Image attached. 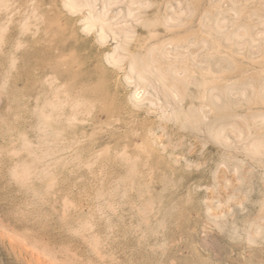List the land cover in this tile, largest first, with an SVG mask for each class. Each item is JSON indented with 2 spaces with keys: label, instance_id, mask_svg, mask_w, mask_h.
Instances as JSON below:
<instances>
[{
  "label": "rangeland",
  "instance_id": "374dc122",
  "mask_svg": "<svg viewBox=\"0 0 264 264\" xmlns=\"http://www.w3.org/2000/svg\"><path fill=\"white\" fill-rule=\"evenodd\" d=\"M7 2L8 8L0 11V264H86L87 261L89 264H264V223L262 222L264 221L262 219L264 218V159L251 158L242 147L240 148L241 144L222 150V147L210 141V135L209 142L206 143L209 130L219 122L217 118L224 114L222 110H217L219 105L221 106L219 109L223 107L230 109L234 115L240 114L239 116L243 118L245 115L246 118H250L264 114V96L260 97L264 95V36L261 34L264 32V5H262L264 0L232 2L231 0L229 2L228 0H178L177 2L147 0L148 4L144 7L147 11L144 8L141 12L135 11L138 18H135L136 24L135 21L132 22L134 23L132 27H135L136 33L132 29L135 33L133 35L136 36H132L134 37L132 41L128 40L127 48L129 45L130 49L136 50L138 47L139 50L144 40L146 42L151 40L152 44L148 41V44L146 43L148 48L145 46L144 52L154 46L152 55L157 56L163 47L165 49L167 47L169 52H166L170 61L174 59L172 56L179 57L185 54L189 56L191 53L195 57L191 55L189 57L195 61L196 67H199V70H196L198 68H194L195 64L192 63L193 66L191 64L194 72L191 77L195 80H189L190 84L185 93L188 96L187 93L192 91L190 92L192 94L189 93L188 97L185 95L179 105L173 106L175 108H167L169 112L167 114L170 115L168 120L162 119L156 108H153L154 114L151 115L152 108L147 103L149 108L146 109L147 112L151 110L150 113L145 112L146 104L138 110L132 107L133 103L127 97L133 87L125 85L123 71L109 69L111 66L105 61V54L113 50L118 42L121 43V38L114 39L113 43V39L111 40L113 37H110L108 43L102 47L95 41L98 30L85 35L79 29L78 19L81 16L69 15L63 9L61 0H7ZM190 7L192 10L189 9ZM172 10L180 15L178 21L169 23L167 19L168 17L171 19ZM230 10L235 14L234 16ZM181 11L184 13L181 14ZM252 14L254 17L251 16ZM161 16L164 17L160 18ZM153 18L161 19L162 22L166 20L167 22L164 23L166 25L157 23L155 26L145 27V20L154 21ZM23 21L26 27L23 26ZM29 22L30 24H27ZM138 22L140 25L137 24ZM143 25L146 29L142 27ZM223 26H226V29L222 28ZM254 32L258 35L255 36ZM156 35L158 36L155 37ZM234 36H237L236 39ZM152 37L156 38L157 42ZM259 37H262L261 40ZM243 40L246 42H242ZM237 43L243 44L240 46ZM172 46H175V49ZM194 47L201 52L197 53L199 50ZM177 48L178 52H176ZM154 50H157L156 53ZM213 56L218 57L219 60ZM200 58L202 59L198 60ZM207 59H210L208 64ZM211 61L215 63L212 64ZM163 66H166V63L161 65L162 70L166 69L167 66L165 68ZM201 67L206 69L202 70ZM198 77L208 78L209 89L216 87L213 91L211 89V94L209 90L205 97L207 108L212 112L208 113L205 124L195 121L193 122L195 127H192L191 122L183 129L172 117V110L196 109L200 106L203 98L198 99L202 90L195 84ZM55 84L59 86L53 88ZM142 88L143 85L138 89L140 94L143 93ZM217 89H221V92ZM233 89L244 90L247 97L238 96L237 91L234 92L236 94L234 96ZM215 93L220 95L221 99ZM220 101L222 104H218ZM126 104L128 107L125 106ZM234 117L235 121L238 119L236 122L240 126H245L243 118ZM160 123L165 127H161ZM203 125H206V128ZM43 130L46 131L42 132ZM48 131L51 135L55 133L54 136H49ZM41 133L45 136H38L42 135ZM152 135L157 142L159 141L162 155L149 149L147 137ZM42 137L45 139L43 140ZM42 144L48 145L42 146ZM66 146H69V149ZM46 148L51 153L54 150L53 155L51 154L53 158L49 157L50 153L46 154ZM62 148L65 151L68 149L67 152ZM72 150H75L74 153ZM57 151L59 154L61 151L62 157L56 158L59 155ZM68 151L72 153L70 156ZM63 152L65 155L62 154ZM38 153L43 155L44 160L51 159V162L44 163L42 155L40 154L39 158ZM54 158L56 161H52ZM67 158L71 159L69 163L66 161ZM186 161L197 165L196 170L195 166L188 168ZM84 163L89 165L86 164V167ZM24 164L30 166V171L22 183L13 175L12 170L22 169ZM46 165H50L47 166L48 169H45ZM234 167L237 168L235 172L232 170ZM126 176L129 180L125 178ZM238 177L243 179L239 181ZM235 219L236 227L240 225L236 233L244 232L242 237L240 233L238 237L236 233L228 230L231 227L226 223L230 226L235 225L231 222ZM259 225L260 230L257 234L255 229ZM252 232L254 236L249 235Z\"/></svg>",
  "mask_w": 264,
  "mask_h": 264
},
{
  "label": "bare ground",
  "instance_id": "6f19581e",
  "mask_svg": "<svg viewBox=\"0 0 264 264\" xmlns=\"http://www.w3.org/2000/svg\"><path fill=\"white\" fill-rule=\"evenodd\" d=\"M151 1V0H150ZM163 1V0H162ZM178 0H176V2H177ZM180 1V0H179ZM186 1V0H185ZM188 1V0H187ZM193 1V0H192ZM202 1V0H201ZM213 1V0H212ZM230 0H228V2H229ZM232 1H234V0H231V2ZM238 1V0H237ZM32 2V1H31ZM215 2V1H214ZM220 2V1H219ZM225 2V1H224ZM244 2V1H243ZM246 2V1H245ZM259 2V1H258ZM61 5L63 6V9L69 14V15H71V16H76V15H80L81 17L78 19V21H79V23H80V27H79V29H81V31L83 32V33H85V35H90V34H92L93 32H95V30L97 29L98 30V33L96 34L97 36H95L96 38H97V40H95V41H97L98 43H99V45H101L102 47H104V45L106 44V43H108L107 41H109V38L110 37H113V38H111V40L113 39V43H114V39H120L121 38V40H122V42L120 43V42H118L117 43V46L115 45V48H113V50L111 49L110 51H108L106 54H105V61L107 62V64H108V66L110 65L111 67L109 68V69H111V68H113V69H116V70H121V71H123V78H124V82H125V85H127L128 87H133V89L129 92L130 94L128 95V97L127 98H129V101H131L132 103V107H134L135 109L137 108V110L138 109H141V107L144 105V104H148V106L149 107H151L150 109L152 110V112H151V110H149L148 112H147V109L146 108H149V107H147V104H146V107H145V112H147V113H150L151 115L152 114H154L153 113V108H156L158 111V114L160 115V117L162 118V119H167V118H169V116L170 115H168L169 114V112L167 111V108L169 107V108H175V107H173V106H175V105H179V103L180 102H182L183 100H184V98H185V95H186V90L188 89V87H189V80L190 79H192V73H194V72H192V68L193 67H191V64L192 63H194L195 61L191 58V57H189L190 55H191V53H190V55H189V53H188V55L189 56H186V54H185V56H177V57H173L172 56V59L173 60H169L170 58H168V53L167 52H169V51H167V47H166V49H165V47H163V50L161 51V53L160 54H158L157 56H153L152 55V50L155 48L154 46L153 47H149V49H147L146 50V52H144L143 50H144V47L146 46V43L149 41H143L144 42V44L140 47L139 46V50H137L138 49V47H137V51L136 50H132V49H130L129 48V45H128V48H127V43H129V41L131 40H133V38L136 36H134L133 35V33H134V31H133V29L135 30V27L133 28L132 26H134L133 24H132V22H134L135 20H137V19H135L137 16V12H136V15H135V11L136 10H139L140 12H141V10L144 8V7H146V4H148L147 3V0H61ZM180 3V2H179ZM187 3V2H186ZM186 3H184V4H186ZM216 3V2H215ZM235 3H237V2H235ZM240 3V2H239ZM239 3H237V4H239ZM251 3V2H250ZM261 3H262V1H261ZM261 3H260V5H261ZM167 4V3H166ZM168 4H169V2H168ZM178 4V3H177ZM176 4V5H177ZM183 4V5H184ZM195 4V3H194ZM205 4V6H206V3H204L203 2V5ZM225 4V3H224ZM227 4V3H226ZM242 4V3H241ZM246 4V3H245ZM152 4L150 3V6H151ZM153 5H154V2H153ZM152 5V6H153ZM170 5V4H169ZM168 5V6H169ZM200 5V4H199ZM210 5V4H209ZM211 5H212V3H211ZM220 5V4H219ZM244 5V4H243ZM260 5H258V6H260ZM262 5H264V3L262 4ZM31 6V5H30ZM61 6V7H62ZM149 6V5H148ZM151 6V7H152ZM161 6V5H160ZM167 6V5H166ZM171 6V5H170ZM169 6V7H170ZM218 6V5H217ZM229 6V5H228ZM240 6H242V5H240ZM158 7V6H157ZM162 7H164V4H163V6ZM212 7V6H211ZM232 7V6H231ZM239 7V6H238ZM245 7V6H244ZM247 7V6H246ZM254 7V6H253ZM261 7H263V6H261ZM5 8H8V2H7V0H0V11L1 10H3V9H5ZM160 8V7H159ZM171 8V7H170ZM177 8H179V7H177ZM184 8V7H183ZM202 7H200V9H201ZM204 8V7H203ZM210 8V7H209ZM223 8V7H222ZM236 8V7H235ZM235 8H233L234 10H235ZM243 8V7H242ZM241 8V9H242ZM248 8V7H247ZM264 8V7H263ZM262 8V9H263ZM33 9V8H32ZM31 9V10H32ZM146 8H144V10H145ZM147 9H149V7L147 8ZM163 10L165 9V8H162ZM180 9V8H179ZM187 9V8H186ZM189 9H191V7L189 8ZM197 9V8H196ZM225 9V8H224ZM230 9V8H229ZM232 9V10H233ZM249 9V8H248ZM262 9H261V11H262ZM157 10V9H156ZM155 10V11H156ZM166 10V9H165ZM182 10V9H181ZM188 10V9H187ZM192 10V9H191ZM210 10V9H209ZM212 10V9H211ZM216 10V9H215ZM214 10V11H215ZM217 10H219V9H217ZM234 10H233V12H234ZM264 10V9H263ZM143 11V10H142ZM145 11H147V10H145ZM154 11V12H155ZM167 11V10H166ZM171 10L169 9V11L168 12H170ZM193 11H195L194 9H193ZM199 11V10H198ZM213 11V12H214ZM220 11V10H219ZM222 11V10H221ZM248 11V10H247ZM251 11V10H250ZM253 11H254V9H253ZM35 12V11H34ZM153 12V13H154ZM172 12H173V10H172ZM175 12V11H174ZM172 13L171 15H172V17H171V19L168 17V19L167 20H169L168 22L170 23V21H172V22H176V20H177V18L179 17V15L180 14H178V13ZM178 12V11H177ZM182 12V13H181ZM181 12H179V13H181V14H183L184 13V11H181ZM188 13H189V10L187 11ZM191 12V11H190ZM208 12H211V11H208ZM230 12H232L231 10H230ZM230 12H229V14H230ZM233 12H232V14H233ZM236 12V11H235ZM240 12V11H239ZM244 12H246V11H244ZM249 12V11H248ZM252 12V11H251ZM264 12V11H263ZM143 13V12H142ZM141 13V14H142ZM145 13V12H144ZM161 13H163V12H161ZM165 13V12H164ZM205 13V12H204ZM219 13H222V12H219ZM247 13V12H246ZM252 13H254V12H252ZM257 13V12H256ZM256 13L254 14V15H256ZM31 14V13H30ZM29 14V15H30ZM35 14H36V12H35ZM81 14H83V15H81ZM147 14V13H146ZM157 14H159V13H157ZM157 14H155V15H157ZM190 14H192V13H190ZM214 14V13H213ZM225 14V13H224ZM239 14V13H238ZM238 14H236V16L238 15ZM260 14V13H259ZM262 14V13H261ZM149 15V14H148ZM164 15V14H163ZM202 14L200 13V16H201ZM204 16H205V14H203ZM210 15V14H209ZM235 14H233V16H234ZM135 16V17H134ZM145 16H147V15H145ZM145 16H143V17H145ZM159 16H160V14H159ZM167 16H169V15H167ZM196 16H198V14L196 15ZM244 16V15H243ZM247 16V15H246ZM245 16V17H246ZM251 16H253V14L251 15ZM263 16H264V14H263ZM262 16V17H263ZM78 17V16H77ZM140 17V16H139ZM162 17H164V16H161L160 18H162ZM184 17H185V15H184ZM187 17V16H186ZM189 17H190V15H189ZM203 17V16H202ZM201 17V18H202ZM209 17V16H208ZM231 17V16H230ZM254 17V16H253ZM252 17V18H253ZM259 16H257V18H258ZM29 18V17H28ZM28 18H25V20H27ZM138 18V17H137ZM141 18V17H140ZM139 18V19H140ZM147 18V17H146ZM149 18H150V16H149ZM148 18V19H149ZM212 18V17H211ZM210 18V19H211ZM222 18V17H221ZM260 18V17H259ZM264 18V17H263ZM76 19V18H75ZM138 19V20H139ZM143 19V18H142ZM141 19V20H142ZM153 19H155V18H153ZM183 19V18H182ZM197 19V18H196ZM207 19V18H206ZM227 19V18H226ZM226 19H224V20H226ZM240 19H242V18H240ZM145 20V19H144ZM161 19H158V18H156L154 21H152V20H145V22L144 21H142V22H144V25H145V27L146 26H155L157 23L159 24V23H161V24H163V25H166V24H164V23H166L167 21L165 20H163L164 22H162V21H160ZM198 20V19H197ZM199 20H201L200 19V17H199ZM203 20V19H202ZM214 20V19H213ZM258 20V19H257ZM77 21V20H76ZM77 21V22H78ZM178 21V20H177ZM204 21H205V17H204ZM204 21H202V22H204ZM207 21V20H206ZM210 21V20H209ZM208 21V22H209ZM219 21H220V19H219ZM228 22V21H227ZM230 22V21H229ZM234 22V21H233ZM252 22V21H251ZM259 22V21H258ZM260 22H262V21H260ZM169 23H168V25H169ZM180 23H182V22H180ZM214 23V22H213ZM218 24H219V22H217ZM236 23V22H235ZM242 23V22H241ZM246 23V22H245ZM27 24H30V22L29 23H27ZM135 24H136V21H135ZM137 24H139V22L137 23ZM160 24V25H161ZM187 24V23H186ZM185 24V25H186ZM232 24V23H231ZM230 24V25H231ZM234 24V23H233ZM237 24V23H236ZM140 25V24H139ZM142 25V24H141ZM144 25L142 26V27H144ZM170 25H172V24H170ZM194 25H196L195 23H194ZM201 25H202V23H201ZM204 25H206V23L204 24ZM215 26H216V23L214 24ZM223 25H225V24H223ZM248 25V24H247ZM23 26H25V21H23ZM138 26V25H137ZM183 26V25H182ZM208 26V25H207ZM210 26V25H209ZM208 26V27H209ZM214 26V27H215ZM26 27V26H25ZM144 27V28H145ZM162 27V26H161ZM166 27V26H165ZM173 27V26H172ZM202 27V26H201ZM205 27V26H204ZM213 27V26H212ZM211 27V28H212ZM221 27V26H220ZM225 27V29H226V26H223L222 28H224ZM234 27V26H233ZM236 27V26H235ZM260 27V26H259ZM263 27V26H262ZM133 28V29H132ZM147 28H149V27H147ZM158 28V27H157ZM168 28V27H167ZM175 28H176V26H175ZM190 28V27H189ZM188 28V29H189ZM248 28H249V26H248ZM78 29V30H79ZM146 29V28H145ZM151 29V28H150ZM152 29H153V27H152ZM174 29V28H173ZM172 29V30H173ZM184 29V28H183ZM216 29V28H215ZM237 29V28H236ZM254 28H252V30H253ZM149 30V29H148ZM153 30H155V29H153ZM172 30H170V31H172ZM190 30V29H189ZM207 30V29H206ZM216 30H218V29H216ZM222 30V29H221ZM235 30V29H234ZM241 30V29H240ZM150 31V30H149ZM164 31H165V28H164ZM169 31V32H170ZM174 31V30H173ZM177 31H180V30H177ZM182 31V30H181ZM201 31V30H200ZM231 31V30H230ZM257 31H259V29L257 30ZM154 32V31H153ZM165 32H167V31H165ZM168 32V33H169ZM217 33L219 32V31H216ZM221 32H223V31H221ZM225 32V31H224ZM247 32V31H246ZM262 32V31H261ZM260 32V33H261ZM80 33V32H79ZM135 33H136V30H135ZM134 33V34H135ZM150 33V32H149ZM164 33V32H163ZM168 33H166V34H168ZM174 33V32H173ZM184 33V32H183ZM234 34H235V32H233ZM238 34H239V32H237ZM250 33V32H249ZM255 33V32H254ZM259 33V32H258ZM77 34V33H76ZM155 34V33H154ZM157 34V33H156ZM172 34V33H171ZM224 34V33H223ZM229 34V33H228ZM241 34V33H240ZM239 34V35H240ZM256 34V33H255ZM263 36H264V32L263 33H261ZM78 35V34H77ZM162 35V34H161ZM170 35V34H169ZM169 35L167 36V37H169ZM213 35V34H212ZM220 35V34H219ZM233 35V34H232ZM237 35V34H236ZM246 35H247V33H246ZM258 34H256L255 36H257ZM261 35V36H262ZM94 36V35H93ZM132 36H134V37H132ZM158 35H156L155 37H157ZM163 36V35H162ZM179 36H181V34L179 35ZM178 36V37H179ZM191 36V35H190ZM193 36H196V35H193ZM192 36V37H193ZM215 36V35H214ZM224 36V35H223ZM228 36V35H227ZM238 36V35H237ZM236 36V37H237ZM260 36V35H259ZM131 37H132V39H131ZM148 37H149V35H148ZM159 37H161V36H159ZM163 37H165V36H163ZM171 37V36H170ZM183 37H185V36H183ZM188 37V36H187ZM197 37V36H196ZM203 37V36H202ZM222 37V36H221ZM220 37V38H221ZM226 37V36H225ZM224 37V38H225ZM232 37V36H231ZM235 37V36H234ZM233 37V38H234ZM236 37L234 38V39H236ZM245 38H246V36H244ZM248 37H250V36H248ZM81 38V37H80ZM130 38V39H129ZM153 38V37H152ZM172 38V37H171ZM195 38V37H194ZM208 38V37H207ZM228 38V37H227ZM238 39H239V36L237 37ZM254 38H256V37H254ZM260 38V37H259ZM262 38V37H261ZM261 38H260V40H261ZM156 42H157V40H156V38H153ZM165 39V38H164ZM167 39V38H166ZM174 39H175V37H174ZM196 39V38H195ZM205 39H206V37H205ZM217 39H218V37H217ZM229 39H231V38H229ZM129 40V41H128ZM170 40V39H169ZM223 40H225V39H223ZM231 40H233V39H231ZM253 40V39H252ZM255 41H260V40H256V39H254ZM120 41V40H119ZM151 41V40H150ZM150 41L148 42V43H150ZM164 41V40H163ZM181 41H183L182 39H181ZM262 41H263V39H262ZM154 42V41H153ZM159 43H161L160 41H158ZM183 42H185V41H183ZM192 42H193V40H192ZM225 42V41H224ZM230 42H232V41H230ZM242 42H246V40H243ZM96 43V42H95ZM132 43V42H131ZM147 43V44H148ZM188 43V42H187ZM190 43H191V41H190ZM190 43H188V44H190ZM220 43V42H219ZM229 43V42H228ZM112 44V43H111ZM150 44H152V43H150ZM168 44L170 45V43H169V41H168ZM181 44H183V43H181ZM232 44V43H231ZM238 45H240V44H243V43H237ZM251 44V43H250ZM154 45V44H153ZM164 45H166V43L164 44ZM175 45V44H174ZM180 45V44H179ZM255 45V44H254ZM260 45V44H259ZM98 46V45H97ZM130 46H131V44H130ZM150 46V45H149ZM156 46V45H155ZM168 46V45H167ZM176 46V45H175ZM175 46H172V48H174L175 49ZM189 46V45H188ZM191 46V45H190ZM241 46V45H240ZM244 46V45H243ZM107 47V46H106ZM112 47H114V46H112ZM147 47V46H146ZM186 47V46H185ZM216 47V46H215ZM234 47V46H233ZM232 47V48H233ZM239 47V46H238ZM250 47V46H249ZM253 47V46H252ZM252 47H250V48H252ZM255 47H256V45H255ZM258 47V46H257ZM100 48V47H99ZM99 48H96V50L97 49H99ZM136 48V47H135ZM148 48V47H147ZM169 48V47H168ZM171 48V47H170ZM180 48V47H179ZM195 49H196V47H194ZM200 48V47H199ZM228 48V47H227ZM235 48H237L236 46H235ZM234 48V49H235ZM108 49V48H107ZM157 49V48H156ZM200 49H204V48H200ZM234 49H233V51H234ZM245 49V48H244ZM256 49H258V48H256ZM104 50H106V48L104 49ZM169 50H171V49H169ZM197 51L199 50V49H196ZM219 50H221V49H219ZM250 50V49H249ZM155 51V53H156V51L157 50H154ZM167 51V52H166ZM173 51V49L171 50V52ZM176 51V50H175ZM179 50H178V48H177V51L176 52H178ZM182 51H183V49H182ZM196 51V52H197ZM218 51V50H217ZM259 51V50H258ZM257 51V52H258ZM97 52V51H96ZM194 52V51H193ZM192 52V53H193ZM195 52V53H196ZM201 51L199 50V52H197V53H200ZM203 52V51H202ZM240 52H241V50H240ZM101 53V52H100ZM174 53V52H173ZM173 53H170V54H173ZM179 53H181L182 54V52H179ZM179 53L177 54V55H179ZM216 53V52H215ZM154 54V53H153ZM168 54V55H167ZM209 54V53H208ZM210 54H212V53H210ZM217 54V53H216ZM99 55V54H98ZM173 55H175V54H173ZM197 55V54H196ZM199 55V54H198ZM205 55H207V54H205ZM252 55V54H251ZM258 55V54H257ZM192 57H193V54L191 55ZM208 56H210V55H208ZM221 56V55H220ZM229 56H231V55H229ZM254 56V55H253ZM259 56V55H258ZM195 57V56H194ZM193 57V58H194ZM197 57V56H196ZM214 58H216L215 56H213ZM212 57V58H213ZM225 57H226V55H225ZM249 57H251V56H249ZM98 58V57H97ZM209 58H211V56L209 57ZM221 58V57H220ZM253 58V57H252ZM202 58H200V59H198V60H201ZM206 59V58H205ZM204 59V60H205ZM216 59H218V57L216 58ZM215 59V60H216ZM193 60V61H192ZM208 60V59H207ZM210 60V59H209ZM207 61V64H208V62H210V61ZM212 60V59H211ZM214 60V59H213ZM219 60V59H218ZM222 60V59H221ZM231 60V59H230ZM100 61V60H99ZM225 61V60H224ZM97 62V61H96ZM212 62V61H211ZM214 62V61H213ZM213 62H212V64H213ZM166 63V66H163L164 68L166 67V69H163L162 70V67H161V65H164ZM196 63H197V61H196ZM215 63V62H214ZM106 64V63H105ZM195 64V63H194ZM194 64H192V66L194 65ZM198 64V63H197ZM202 64H203V62H202ZM206 64V65H207ZM231 64H232V62H231ZM198 65H201V64H198ZM211 65V64H210ZM228 65V64H227ZM107 66V65H106ZM197 65L195 64V67L194 68H198V69H196V70H199V67H196ZM205 66V65H204ZM203 66V67H204ZM216 66V65H215ZM95 67H96V65H95ZM100 68H101V66H99ZM97 68V67H96ZM104 68V67H103ZM202 68V67H201ZM204 69H206V68H202V70H204ZM213 69V68H212ZM217 69V68H216ZM249 69V68H248ZM97 70V69H96ZM95 70V71H96ZM194 70V69H193ZM201 70V71H202ZM247 70V69H246ZM201 71H199V72H201ZM248 71V70H247ZM197 72V71H196ZM199 72L197 73V74H199ZM207 72V71H206ZM241 72V71H240ZM250 72V71H249ZM203 74H204V71L202 72ZM212 73V72H211ZM220 73V72H219ZM225 73V72H224ZM246 73V72H245ZM203 74H201L202 76H203ZM244 74V73H243ZM259 74V73H258ZM205 75V74H204ZM227 75V74H226ZM236 75V74H235ZM68 76V75H67ZM209 76V75H208ZM214 76V75H213ZM194 77V76H193ZM204 77V76H203ZM211 77V76H210ZM217 77V76H216ZM229 77V76H228ZM228 77H226V78H228ZM230 77H232V76H230ZM236 77V76H235ZM115 78V77H114ZM122 78V79H123ZM205 78V77H204ZM204 78H199L198 77V79H196V85H197V87H199V88H202V90L199 92L200 93V96L198 97V99L199 100H201L202 98V100L200 101L201 103H200V106L198 107V108H193V109H191V108H189V109H184V108H182V110L181 109H177V110H175V109H173L172 110V117H174V119L176 120V123H178L179 124V126L181 127V128H185V127H187V124L188 123H191L192 125H193V122H195V121H201V122H205L206 120H207V117H208V113L210 112V108H207V101H205V97H206V93H208V91L210 90V93L209 94H211V89H209V87H208V85L210 84L209 83V81H207V77H206V79H204ZM234 78V77H233ZM262 78V77H261ZM116 79H118V77L116 78ZM210 79V78H209ZM217 79H218V77H217ZM120 80V79H119ZM192 80H195V78L194 79H192ZM233 80V79H232ZM191 81V80H190ZM223 81V80H222ZM251 81V80H250ZM230 82V81H229ZM112 83H114V81L112 80ZM253 83V82H252ZM255 83V82H254ZM253 83V84H254ZM261 83V82H260ZM50 84V83H49ZM67 84V83H66ZM116 84H117V82H116ZM115 84V85H116ZM124 84V83H123ZM192 84H194V83H192ZM230 84V83H229ZM52 86H53V84H51ZM115 85H113V87L115 86ZM124 85V86H125ZM142 85H143V90L141 91V92H143L142 94H143V96H142V94H140L139 92H138V89H139V87H142ZM228 85V84H227ZM256 85H262L263 86V84H256ZM57 86H59L58 84H55L54 85V87L53 88H55V87H57ZM191 86H193V85H191ZM195 86V85H194ZM211 86V85H210ZM224 86H226V85H224ZM223 86V87H224ZM68 87V86H67ZM115 87H117V86H115ZM126 87V86H125ZM232 87H233V85H232ZM241 87V86H240ZM243 87H244V85H243ZM194 88V87H193ZM214 88H216V87H213V89ZM230 88V87H229ZM234 88V87H233ZM237 88V87H236ZM245 88V87H244ZM126 89V88H125ZM196 89H198V88H196ZM213 89H212V91H213ZM224 89H225V87H224ZM247 89V88H246ZM249 89V88H248ZM48 90V89H47ZM72 90V89H71ZM75 90H77V89H75ZM74 90V91H75ZM84 90V89H83ZM122 90H124V87H123V89ZM140 90H141V88H140ZM219 89H217V91H218ZM225 90H227V89H225ZM239 90V89H238ZM262 90V89H261ZM73 91V92H74ZM216 91V92H217ZM220 92H221V89L219 90ZM218 91V92H219ZM230 90H228V92H229ZM233 91V93L235 92V91H237V89L236 90H232ZM252 91H253V89L251 90V93H252ZM70 92V91H69ZM72 92V93H73ZM78 92H80V91H78ZM83 92V91H82ZM115 92V91H114ZM190 92H192V91H189V93ZM217 92V93H218ZM225 92V91H224ZM224 92H222V93H224ZM120 93H122V92H120ZM189 93H187L188 94V96H189ZM196 93V92H195ZM194 93V94H195ZM262 93V92H261ZM70 94V93H69ZM74 94H75V92H74ZM116 94V93H115ZM123 94V93H122ZM190 94H192V93H190ZM216 94V93H215ZM230 94V93H229ZM236 94L239 96H241L242 98H245V97H247V96H245V91L244 90H240V91H237L236 92ZM235 93H234V96L236 95ZM73 95V94H72ZM120 95V94H119ZM139 95H141L140 96V98L138 97ZM217 95V94H216ZM247 95V94H246ZM258 95H260V94H258ZM75 96V95H74ZM74 96H72V97H74ZM77 96H78V94H77ZM118 96V95H117ZM187 96V95H186ZM187 96V97H188ZM192 96V95H191ZM190 96V97H191ZM196 96V95H195ZM217 96H219L220 97V99H221V96L220 95H217ZM228 96V95H227ZM230 96V95H229ZM233 96V97H234ZM261 96H264V95H260V97ZM122 97V96H121ZM189 97V98H190ZM196 97V98H197ZM224 97V96H223ZM223 97H222V100H224L223 99ZM237 97V96H236ZM43 98V97H42ZM75 98V97H74ZM212 97H210V99H211ZM217 97H215V99H216ZM230 98V97H229ZM83 99H85L84 98V96H83ZM120 99V98H119ZM193 99H194V97H193ZM207 100L209 99L208 97L206 98ZM227 99H228V97H227ZM236 99V98H235ZM40 100V99H39ZM55 100V99H54ZM78 100V99H77ZM81 100V99H80ZM128 100V99H127ZM186 100V99H185ZM199 100H198V102H199ZM212 100V99H211ZM217 101H219V99H216ZM239 100V99H238ZM251 100V99H250ZM64 101V100H63ZM66 101H68V100H66ZM82 101H84V100H82ZM98 101V100H97ZM96 101V102H97ZM118 102H119V100H117ZM121 101V100H120ZM186 101H188V99L186 100ZM194 101V100H193ZM213 101V100H212ZM227 101V100H226ZM225 101V102H226ZM245 101V100H244ZM55 102H56V100H55ZM69 102V101H68ZM128 102V101H127ZM185 102V101H184ZM194 102H196V101H194ZM206 102V103H205ZM209 102H210V100H209ZM214 102H216L215 100H214ZM222 101H220V103H218V104H222L221 103ZM232 102V101H231ZM74 103V102H73ZM120 103V102H119ZM129 103V102H128ZM186 103V102H185ZM185 103H181L182 105L183 104H185ZM197 103V102H196ZM246 103H248V102H246ZM47 104H48V102H47ZM198 104V103H197ZM212 104V103H211ZM226 104H229V103H226ZM237 104H239V102H237ZM120 105H122V103L120 104ZM187 105V104H186ZM189 105V104H188ZM191 105V104H190ZM189 105V106H190ZM195 105V104H194ZM216 105V104H215ZM214 105V106H215ZM232 105H234V104H232ZM251 105V104H250ZM260 105V104H259ZM47 106V105H46ZM125 106H127V104L125 105ZM181 106V105H180ZM208 106L210 107V105L208 104ZM220 106V105H219ZM219 106H218V109L217 110H222L223 112H224V114L220 117L219 116V119L217 118V120L219 121L218 123H217V121H215L217 124L216 125H213L214 127H213V129H210L209 130V134H208V131H207V134H208V137H206V139H207V141H206V143L207 142H209V140H208V138H209V135H210V141H213L214 143L213 144H216L217 146H220V147H222L221 149L222 150H224V149H226V148H229L230 146H236V145H238V144H241V146H240V148L242 147V149L244 150V152L246 151V154L248 155V156H250L251 158H253V159H255V160H257V159H264V114H260V115H258V117L257 116H254V117H250V118H246L245 116H244V118L243 117H241V116H239V115H237L238 116V118H243V121H244V127H242V126H240L236 121L238 120L236 117V115H234L233 114V112L232 111H230V109H226V108H221V109H219ZM240 106V105H239ZM128 107V106H127ZM127 107H125V108H127ZM182 107V106H181ZM186 107V106H185ZM221 107V106H220ZM228 107V106H227ZM235 107H236V102H235ZM241 107V106H240ZM124 108V107H123ZM143 108V107H142ZM257 108V107H256ZM51 109V108H50ZM60 109V108H59ZM155 109V110H156ZM184 109V110H183ZM245 109V108H244ZM263 109H264V107H263ZM262 109V110H263ZM143 110V109H142ZM142 110H140V111H142ZM212 110V109H211ZM232 110V109H231ZM242 110V109H241ZM144 111V110H143ZM170 111V110H169ZM167 112H168V114H167ZM212 112V111H211ZM210 112V113H211ZM213 112H215L214 111V108H213ZM221 112V111H220ZM263 112V111H262ZM209 113V114H210ZM171 114V113H170ZM215 114V113H214ZM213 114V115H214ZM251 114V113H250ZM254 114V113H253ZM259 114V113H258ZM168 115V116H167ZM236 116V117H234V116ZM157 117H158V115H156ZM215 116H216V114H215ZM160 117H158V118H160ZM210 117H212V116H210ZM210 117H209V119H210ZM214 117V116H213ZM216 117H218V116H216ZM233 117L235 118V119H237L236 121L233 119ZM161 119V120H162ZM240 119V120H241ZM160 120V119H159ZM168 120V119H167ZM171 120V119H170ZM169 120V121H170ZM164 121V120H163ZM212 121V120H211ZM167 123H169L168 121H166ZM171 122H172V120H171ZM200 122V123H201ZM208 122H209V120H208ZM213 122H214V118H213ZM239 122H241V121H239ZM162 123H165V122H162ZM173 123V122H172ZM197 123V122H196ZM200 123H198V124H200ZM203 123H201V124H203ZM207 123V122H206ZM195 124V123H194ZM205 124V123H204ZM210 125H212V124H210ZM160 126L161 127H163V124L161 125V123H160ZM204 126V125H203ZM208 126H209V123H208ZM165 127V126H164ZM163 127V128H164ZM189 127V126H188ZM192 127H195L194 125L192 126ZM197 127V126H196ZM205 128H206V125L204 126ZM211 127V126H210ZM205 128H204V130H205ZM159 129H160V127H159ZM196 129V128H195ZM194 129V130H195ZM202 130H203V127L201 128ZM200 129V130H201ZM208 129V128H207ZM158 130V129H157ZM164 130V129H163ZM163 130H161V131H163ZM187 130H189V129H187ZM191 130V129H190ZM189 130V131H190ZM193 130V129H192ZM191 130V131H192ZM201 130V131H202ZM46 130H43L42 132H45ZM160 131V132H161ZM165 131V130H164ZM196 131V130H195ZM200 131V133H202ZM49 132V131H48ZM194 132V131H193ZM204 133H205V131H203ZM40 133V132H39ZM195 133V132H194ZM196 133H197V131H196ZM42 134V133H41ZM55 134V133H54ZM54 134L53 135H51V132H49V136H51V137H53L54 136ZM59 134V133H58ZM77 134V133H76ZM75 134V135H76ZM199 134V133H198ZM207 134H205V136L207 135ZM47 135V134H46ZM80 135H82V134H80ZM84 135V134H83ZM204 135V134H203ZM38 136H45V134L43 135H38ZM153 136V137H152ZM152 136H150V137H147V140H148V143L150 144H148V146H149V149H151V150H154V151H156V152H158L159 154H161L162 155V147L160 148V144L156 141V138H155V136L154 135H152ZM39 138H41V137H39ZM43 138V137H42ZM205 138V137H204ZM45 138H43V140H44ZM205 139V140H206ZM26 139H23V141H25ZM38 140H42V139H38ZM78 142H80L79 140H77ZM20 142H22V141H20ZM26 143L28 142L27 140L25 141ZM43 142V141H42ZM67 143H68V141H66ZM65 142V143H66ZM203 142H205V141H203ZM202 142V143H203ZM55 143V142H54ZM64 143V142H63ZM63 143H60V144H63ZM69 143H71L72 144V142H69ZM75 143V142H74ZM81 143V142H80ZM147 143V142H146ZM162 143V142H161ZM22 144V143H21ZM30 144V142L28 143V145ZM32 144V143H31ZM33 144H35V143H33ZM41 144V143H40ZM71 144H69L70 146H71ZM76 144V143H75ZM25 145V144H24ZM23 145V146H24ZM36 145V144H35ZM43 145H48V144H42V146ZM49 145H51L50 143H49ZM55 145V144H54ZM162 145H163V143H162ZM212 145V144H211ZM22 146V145H21ZM27 146V145H26ZM32 146V145H31ZM38 146V145H37ZM73 146H75V145H73ZM213 146V145H212ZM46 147H48V146H46ZM59 146H58V144H57V148H58ZM66 147H68V149H69V146H66ZM65 147V148H66ZM205 147H206V144H205ZM219 147V148H220ZM237 147V146H236ZM44 149H45V147H43ZM48 148H50V147H48ZM48 148H46V154H48V153H50L49 155H53V151H52V153L49 151V150H47ZM72 148V147H71ZM71 148H70V150H71ZM94 148H96L97 149V147H94ZM165 148V147H164ZM163 148V149H164ZM202 148H203V145H202ZM217 148V147H216ZM218 148V149H219ZM239 148V149H240ZM23 149V148H22ZM67 149V150H68ZM72 149H76V147L75 148H72ZM165 149H167V148H165ZM27 150V149H26ZM33 150V149H32ZM62 150H63V148H62ZM67 150L65 151V150H63V151H65V152H67ZM90 150H92V148L90 149ZM97 150H99V149H97ZM101 150V149H100ZM231 150V149H230ZM59 151V150H58ZM57 151V153L59 154V152ZM73 151V150H72ZM75 151V150H74ZM74 151H73V153H74ZM220 151V150H219ZM226 151V150H225ZM28 152V151H27ZM32 152V151H31ZM56 152V151H55ZM54 152V153H55ZM65 152H63L62 154L63 155H65L64 153ZM69 152V151H68ZM71 152V151H70ZM69 152V153H70ZM78 152V151H77ZM96 152V151H95ZM94 152V153H95ZM155 152V153H156ZM221 152V151H220ZM30 153V152H29ZM28 153V154H29ZM68 153V155L70 156L72 153H70L69 154ZM93 153V152H92ZM167 153V152H166ZM227 153H230V152H227ZM31 154V153H30ZM29 154V155H30ZM39 154V155H38ZM37 154V156H39V158H40V156L42 155L41 153H38ZM41 154V155H40ZM56 154V153H55ZM96 154V153H95ZM97 154H98V151H97ZM154 154V153H153ZM165 154V153H164ZM234 154V152L232 153V155ZM237 154V153H236ZM243 154V153H242ZM32 155H33V153H32ZM48 155V156H49ZM52 155L51 156H49V157H51V158H53L52 157ZM59 155H61V151H60V154ZM56 156V158L57 157H62V155L61 156ZM27 156V155H26ZM54 156V157H55ZM66 156H67V153H66ZM164 156V155H163ZM244 156V158L246 157L247 158V156H245V155H243ZM242 156V157H243ZM221 157H223V156H221ZM221 157H219V158H221ZM227 157V156H226ZM228 157H230V156H228ZM35 158V157H34ZM43 160L45 159V158H43V155H42V157H41ZM64 158H66V157H64ZM64 158H63V160H64ZM72 158V157H71ZM243 158V159H244ZM249 158V157H248ZM32 159V158H31ZM42 159H39V160H41L42 161ZM47 159H49V158H47ZM68 160H66L67 161V163H69L68 161H70L71 159L70 158H67ZM85 159V158H84ZM221 159H223V158H221ZM226 159V158H225ZM50 160V161H49ZM48 161L47 160H44L43 162L45 163L46 161H47V164H48V162H51V159H49ZM73 161H75L74 159H72ZM236 160V159H235ZM238 160V159H237ZM247 160V159H246ZM250 160V159H249ZM252 160V159H251ZM52 161H56V159L54 158ZM59 161V160H58ZM72 161V162H73ZM79 161V160H78ZM87 161V160H86ZM85 161V162H86ZM221 161V160H220ZM219 161V162H220ZM223 161V160H222ZM239 161V160H238ZM253 161V160H252ZM32 162V161H31ZM61 162H62V160H61ZM61 162H59V163H61ZM71 162V163H72ZM87 162H89V161H87ZM226 162V161H225ZM232 162H233V160H232ZM231 162V163H232ZM38 164H39V161L37 162ZM57 163V162H56ZM59 163H57V164H59ZM66 163V164H67ZM29 164V163H28ZM41 164V163H40ZM39 164V165H40ZM64 164H65V162H64ZM75 164V163H74ZM81 164V163H80ZM79 164V165H80ZM86 164H88V163H84V165L87 167V165ZM222 164H223V162H222ZM238 164H239V162H238ZM258 164V163H257ZM259 164H260V162H259ZM14 165H16V164H14ZM13 165V166H14ZM22 165V164H21ZM32 165V164H31ZM78 165V166H79ZM84 165L83 166H81V167H84ZM89 165V164H88ZM186 165H187V167L188 168H193V166H195L194 168H195V170H196V168H197V165H195L193 162H189V161H186ZM219 165V164H218ZM234 165V164H233ZM264 165V164H263ZM19 166V165H18ZM26 166V167H25ZM47 166H50V165H46L45 167V169H48L47 168ZM56 166H62V165H56ZM65 166V165H64ZM63 166V167H64ZM222 166V165H221ZM226 166H228V165H226ZM231 166V165H230ZM235 166H238V165H235ZM17 167V166H16ZM19 167H21V166H19ZM29 167L30 166H27V165H25L24 164V167L22 168V169H13L12 170V173H13V175L17 178V179H19L18 181H20V182H22V181H24L26 178H27V174L29 173ZM34 167V166H33ZM217 167H220V166H217ZM259 167H261V165L259 166ZM264 167V166H263ZM13 168V167H12ZM11 168V169H12ZM15 168V167H14ZM72 168V167H71ZM79 168V167H78ZM10 169V170H11ZM36 169H37V167H36ZM44 169V171H46ZM73 169V168H72ZM75 169V168H74ZM217 169V168H216ZM232 169V168H231ZM240 169H241V166H240ZM9 170V171H10ZM40 169H38V171H39ZM191 170V169H190ZM214 170V169H213ZM233 171L234 170H237V168L236 167H234V169H232ZM263 170V169H262ZM34 171V170H33ZM75 171V170H74ZM74 171H73V173H74ZM216 171V170H215ZM214 171V174L216 173ZM238 171H239V169H238ZM264 171V170H263ZM32 172V171H31ZM51 172V171H50ZM79 172V171H78ZM235 172V171H234ZM38 173V172H37ZM41 173V172H40ZM213 173V172H212ZM262 173V172H261ZM53 174H54V171H53ZM75 174H76V172H75ZM240 174V173H239ZM260 174V173H259ZM50 175H52V174H50ZM49 175V176H50ZM127 175V174H126ZM216 175V174H215ZM261 175V174H260ZM260 175H259V177H260ZM264 175V174H263ZM13 176V177H14ZM48 176V175H47ZM129 176V175H128ZM128 176H126L125 178H128ZM238 176H240V175H238ZM262 176V175H261ZM37 177H38V175H37ZM40 177H43V176H41L40 175ZM122 177H124V176H122ZM212 177V176H211ZM213 177H215V176H213ZM12 178V177H11ZM110 178V177H109ZM121 178V177H120ZM30 179V178H29ZM42 179V178H41ZM215 180H217V178L215 177L214 178ZM238 179H239V177H238ZM243 179V178H242ZM241 178L239 179V181H241L242 180ZM259 179H261V177L259 178ZM43 180H44V177H43ZM118 180V179H117ZM116 180V181H117ZM128 180H129V178H128ZM264 180V179H263ZM15 181V180H14ZM122 180H120V182H121ZM124 181V180H123ZM256 181V180H255ZM254 181V182H255ZM262 181V179L260 180V182ZM39 182H41V181H39ZM49 182V181H48ZM119 182V183H120ZM126 182H127V180H126ZM212 182V181H211ZM214 182V181H213ZM257 182V181H256ZM22 183H24V182H22ZM53 183V182H52ZM117 183V182H116ZM125 183V182H124ZM124 183H123V185H124ZM215 183H216V181H215ZM241 183V182H240ZM258 183V182H257ZM264 183V182H263ZM20 184V183H19ZM50 184H51V182H50ZM210 184V183H209ZM213 184V183H212ZM211 184V185H212ZM256 184V183H255ZM23 185V184H22ZM210 185V186H211ZM216 185H217V183H216ZM114 186V185H113ZM118 186V185H117ZM116 186V187H117ZM209 186V185H208ZM253 186V185H252ZM260 185H258V187H259ZM115 187V186H114ZM119 187V186H118ZM121 187V186H120ZM193 187H195V186H193ZM197 187V186H196ZM255 187V186H254ZM264 187V186H263ZM114 189H116V188H114ZM32 191V190H31ZM51 191V190H50ZM193 191H195V190H193ZM33 192V191H32ZM45 192V191H44ZM197 192V191H196ZM49 194V193H48ZM41 195V194H40ZM102 195V194H101ZM233 195V194H232ZM264 195V194H263ZM234 196V195H233ZM45 197V196H44ZM101 198V197H100ZM230 198V197H229ZM235 198V197H234ZM228 199V198H227ZM231 199H232V197H231ZM229 200V199H228ZM233 200V199H232ZM104 201V200H103ZM263 201H264V199H263ZM258 202H261V201H258ZM99 203H101V202H98V204ZM104 204V203H103ZM103 204H101V205H103ZM260 204V203H259ZM107 205V204H106ZM220 206V205H219ZM210 207H211V205H210ZM261 207V206H260ZM100 208V207H99ZM105 208V207H104ZM101 209V208H100ZM105 209H107V208H105ZM242 211V210H241ZM205 212V211H204ZM212 211H210V213H211ZM206 213V212H205ZM80 214V213H79ZM208 214H209V210H208ZM207 214V215H208ZM109 215V214H108ZM209 216V215H208ZM209 217H211V216H209ZM253 219V218H252ZM262 219H264V218H262ZM238 220V219H237ZM248 220V219H247ZM220 221H222V220H220ZM258 221V220H257ZM218 222V221H217ZM228 222V221H227ZM232 223H234V222H237L236 221V219L234 220V221H231ZM240 222V221H239ZM248 222V221H247ZM263 223H264V221H262ZM90 223V222H89ZM240 223H242V222H240ZM260 223V222H259ZM219 224V223H218ZM222 224V223H221ZM227 224V226H229V227H231L230 229L228 228V230H230V231H232V233L234 232V233H236L237 232V228L240 226H238L237 225V227H236V224L235 225H233L232 224V226H230V225H228V223H226ZM225 224V225H226ZM231 224V223H230ZM85 225V224H84ZM242 226H243V224H241ZM245 225V224H244ZM258 224H256V226H257ZM83 226V225H82ZM81 226V228H83ZM86 226V225H85ZM84 226V228H86ZM247 226V225H246ZM251 226H252V224H251ZM91 227V226H90ZM226 227V226H225ZM87 228H89V227H87ZM222 228V227H221ZM244 228V227H243ZM239 229H240V227H239ZM238 229V230H239ZM254 228H252V230H253ZM244 230H245V228H244ZM247 230H248V228H247ZM249 230H250V228H249ZM256 230V232H257V234L259 233V230H260V225L255 229ZM229 231V232H230ZM239 231H241V230H239ZM243 231V230H242ZM228 232V231H227ZM228 232V233H229ZM79 233V232H78ZM94 233V232H93ZM231 233V232H230ZM229 233V234H230ZM231 233V234H232ZM240 233V235H241V237L243 236L242 234L244 233V232H242V234H241V232H238V234ZM250 233V232H249ZM237 234V233H236ZM237 234V235H238ZM235 235V234H234ZM233 235V236H234ZM240 235H238V237L240 236ZM244 235H246V234H244ZM249 235H253L254 236V234H253V232L251 233V234H249ZM255 235H256V233H255ZM260 235V234H259ZM261 235H262V233H261ZM264 235V234H263ZM16 236V235H15ZM236 236V235H235ZM252 236V237H253ZM244 237H246V236H244ZM250 237V236H249ZM258 237V236H257ZM260 237V236H259ZM13 238V237H12ZM236 238H237V236H236ZM250 239V238H249ZM264 239V238H263ZM19 240H20V238H19ZM259 240V239H258ZM252 241V240H251ZM160 242V241H159ZM247 242V241H246ZM255 243V242H254ZM19 245H20V243H18ZM252 244V243H251ZM32 252V251H31ZM49 254V253H48ZM152 254V253H151ZM50 257V256H49ZM87 263H88V261H87ZM86 263V264H87ZM89 264V263H88ZM91 264V263H90Z\"/></svg>",
  "mask_w": 264,
  "mask_h": 264
}]
</instances>
